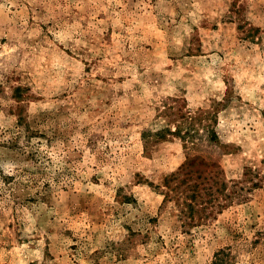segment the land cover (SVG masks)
<instances>
[{
  "label": "rangeland",
  "instance_id": "1",
  "mask_svg": "<svg viewBox=\"0 0 264 264\" xmlns=\"http://www.w3.org/2000/svg\"><path fill=\"white\" fill-rule=\"evenodd\" d=\"M0 264H264V0H0Z\"/></svg>",
  "mask_w": 264,
  "mask_h": 264
},
{
  "label": "trees",
  "instance_id": "2",
  "mask_svg": "<svg viewBox=\"0 0 264 264\" xmlns=\"http://www.w3.org/2000/svg\"><path fill=\"white\" fill-rule=\"evenodd\" d=\"M169 132V134H175V130H174V132L173 131H171V130H168ZM211 140H213V136H211V138H210Z\"/></svg>",
  "mask_w": 264,
  "mask_h": 264
}]
</instances>
